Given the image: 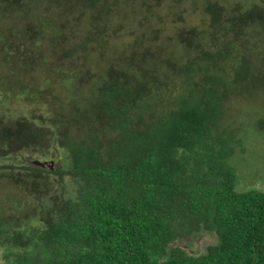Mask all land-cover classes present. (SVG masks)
<instances>
[{
  "label": "trees",
  "instance_id": "1",
  "mask_svg": "<svg viewBox=\"0 0 264 264\" xmlns=\"http://www.w3.org/2000/svg\"><path fill=\"white\" fill-rule=\"evenodd\" d=\"M259 90L264 0H0L4 264H264L227 118Z\"/></svg>",
  "mask_w": 264,
  "mask_h": 264
},
{
  "label": "rangeland",
  "instance_id": "2",
  "mask_svg": "<svg viewBox=\"0 0 264 264\" xmlns=\"http://www.w3.org/2000/svg\"><path fill=\"white\" fill-rule=\"evenodd\" d=\"M141 4V1H139ZM134 10H129L127 12V19H125V26H128L131 22L130 19L133 18ZM132 16V18H131ZM119 17H117L118 19ZM81 19L83 24L79 26V28L87 29L91 27L93 23V19H89V23L86 24L84 22H88V19ZM112 22L114 25L115 19ZM70 25V21L68 23ZM67 25V33L65 34L67 37L71 38L70 32L72 27L69 28ZM117 26H122L120 22ZM69 28V29H68ZM132 29L130 27L125 29V32H129ZM59 54H63L59 53ZM60 69H56V73L54 74V78L57 79L60 77ZM59 74V75H58ZM38 82H43V80H39ZM43 89H46L45 83L39 86ZM3 93L1 94L0 99H2ZM241 103H238L233 107V113L227 117L229 119H233V130H234V139L235 143V154L231 157L233 161V166L236 169L238 174V178L241 181L239 185L241 189L258 188L264 190V92L262 90L257 91L256 93L246 94L240 96ZM17 103L19 101L17 100ZM13 107V106H12ZM12 193L17 194V189H12ZM0 197H2V191L0 190ZM4 196L7 197V193H4ZM214 238L210 236V234H206L202 239H196L194 241H187L186 244L190 245V250L195 249L197 251L205 250L208 243L213 241ZM0 264H4V260L2 259V251L0 248Z\"/></svg>",
  "mask_w": 264,
  "mask_h": 264
}]
</instances>
